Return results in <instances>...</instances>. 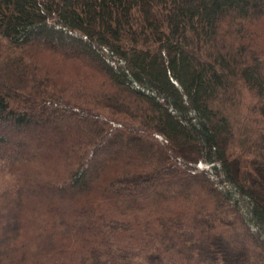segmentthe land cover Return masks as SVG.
<instances>
[{
	"label": "trees",
	"instance_id": "1",
	"mask_svg": "<svg viewBox=\"0 0 264 264\" xmlns=\"http://www.w3.org/2000/svg\"><path fill=\"white\" fill-rule=\"evenodd\" d=\"M0 264H264V0H0Z\"/></svg>",
	"mask_w": 264,
	"mask_h": 264
}]
</instances>
